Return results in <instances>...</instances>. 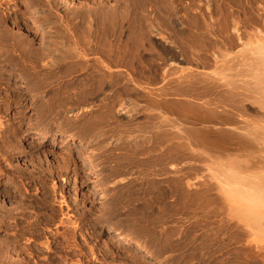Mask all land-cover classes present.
Segmentation results:
<instances>
[{"label": "bare ground", "instance_id": "obj_1", "mask_svg": "<svg viewBox=\"0 0 264 264\" xmlns=\"http://www.w3.org/2000/svg\"><path fill=\"white\" fill-rule=\"evenodd\" d=\"M87 1L72 7L76 0H22L36 30L44 33L38 49L0 19L1 49L13 66L19 64L22 73L40 81L63 80L58 92L42 101L41 111L56 120L74 113L87 141L97 147L123 141L132 154L145 156L144 164L151 163L155 174L169 165L173 185L184 175L178 161L188 160V174L195 163L202 165L224 203L214 210L217 202L210 211L217 220L207 224L209 258H222L227 252L230 229H239L237 235L245 236L247 244L264 250V9L262 15L246 18L248 0H223L225 6L216 13L209 9L210 0H175L189 12L185 28L174 0H107L105 5ZM202 3L207 5L204 11L199 8ZM255 24L259 28L248 31ZM218 32L223 36L209 40L208 50L193 47L196 36L205 41ZM154 47L160 52L156 66L144 67L142 53ZM205 68L212 70L207 73ZM65 116L61 123L70 125L73 120ZM201 182L191 185L195 189ZM114 242L132 245L123 235L115 236ZM194 244L199 252L202 247ZM68 256H74L73 250Z\"/></svg>", "mask_w": 264, "mask_h": 264}, {"label": "rangeland", "instance_id": "obj_2", "mask_svg": "<svg viewBox=\"0 0 264 264\" xmlns=\"http://www.w3.org/2000/svg\"><path fill=\"white\" fill-rule=\"evenodd\" d=\"M98 1L105 5L107 0ZM0 2L5 3L0 10L3 24L30 40L34 49L40 48L44 33L36 30L22 0ZM80 2L88 4L87 0H76L72 7ZM173 2V6L179 4L175 0ZM208 5L216 13L225 3L223 0H210ZM183 7L177 6V15L183 26L188 28L189 12ZM199 8L204 11L207 5L202 3ZM261 9H264V0H248L244 17L262 15ZM160 20L176 30L168 19ZM253 28H259V25H250L248 31ZM185 36L183 33L182 37ZM222 36L218 32L205 41L196 36L192 45L205 51L212 46L209 40ZM1 43L0 40V49ZM159 53L155 47L147 49L142 53V65L154 69ZM16 65L18 67L3 56L1 49L0 264H84L85 261L91 262L93 257H96L92 261L94 264H213L212 258L216 263L264 264V250L247 244L245 236L237 235L240 234L237 233L239 229L228 230L227 252L222 258L214 259L218 254L211 253L209 258L206 252L210 234L207 224L217 220L211 212L224 203L216 194L211 175L202 165L195 163L189 176V169H186L188 160L178 161L177 168L184 175L177 185H173L169 165L163 173L155 174L150 166L151 159L147 161L149 165L144 164L145 156L132 154L123 141L119 146L115 142L112 143L114 146L104 144L107 141L95 146L86 140L82 122L73 120L74 113L59 116L60 119L56 120L54 115L41 111L42 101L55 95L63 80L50 78L40 81V77L22 73L21 66ZM211 70L205 68L207 73ZM157 77H160L159 72ZM40 85L43 88L39 89ZM64 116L69 121L73 120L70 125L61 123ZM137 119L139 122L141 118ZM44 136L46 138L41 139ZM136 141L140 144L138 139ZM45 171L47 179L44 178ZM193 181L203 184L194 189ZM197 190L201 191L197 193ZM60 219L65 223L59 224ZM117 235H123L132 245L114 242ZM195 241L202 247L200 253L195 251ZM72 250L74 256L70 258L68 254ZM83 255L87 260L82 259ZM199 257H203V261L197 263Z\"/></svg>", "mask_w": 264, "mask_h": 264}]
</instances>
